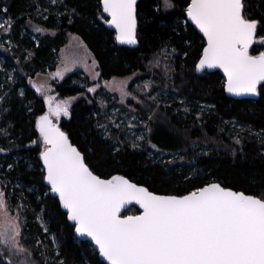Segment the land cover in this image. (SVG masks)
Segmentation results:
<instances>
[{"label":"trees","instance_id":"16d2710c","mask_svg":"<svg viewBox=\"0 0 264 264\" xmlns=\"http://www.w3.org/2000/svg\"><path fill=\"white\" fill-rule=\"evenodd\" d=\"M172 2L175 7L162 18L155 11V0H140L137 6L139 43L136 48H126L118 46L114 32L100 19L101 15L107 17L99 0H58L56 4L44 0H0V4L9 7L7 15L0 12V17L13 19L8 37L11 43L4 44V52L0 51V57L3 55L8 62L0 70V96L8 94L0 104V110L8 109L0 114V130L6 129L8 133L0 131V147L9 150L0 156V163L4 162L0 166V181L6 185L13 209L23 204V243L32 250L38 264L58 261L57 247L65 264H99L100 261L89 242L76 238L57 199L51 194L43 197L44 203L37 199L47 192V187L42 180L38 146L31 145L30 141L39 136L35 126L37 117L48 109L45 100L29 86L28 79L56 71L57 56L66 46L68 35L79 37L93 55L100 73L99 84L113 77H131L137 72V81L150 82L147 85L153 89L149 95H141L143 103L136 106L137 115L147 122L151 132L147 140L136 142L118 137L113 129L110 137L104 128L98 127L106 124L105 103L97 100L99 96L105 97V88L101 87L95 95L88 92L96 83L83 72H74L63 81L53 83L54 92L62 99L85 95L72 106L70 116L59 121V126L85 154L86 162L97 174L103 178L125 175L158 192L182 193L215 179L247 194L264 193V153L257 135L264 128V95L255 101L231 99L219 72L195 71L204 40L189 23L183 22L188 0ZM249 3L252 4L249 11L259 18L264 13V9L255 7L259 0H249ZM37 6L44 16H39ZM66 8H75L76 13L70 14ZM177 24L180 27L173 33ZM34 25L44 31H35ZM3 32L0 29V38ZM187 40H191V47L185 43ZM169 41L177 49L172 59L161 57L159 67L150 65L153 54ZM184 52L188 55L184 56ZM4 69L8 71L4 73ZM12 70L16 72L13 81L8 79ZM159 90L167 95L158 93ZM21 91L24 97L20 96ZM149 96L157 100H150ZM153 112L156 115L149 120ZM201 112L203 115L198 119ZM231 124L251 132L235 134ZM236 137L241 144L236 143ZM149 140L164 153L178 157L158 160L152 156L154 149ZM133 143L138 147L133 148ZM8 164L13 165L11 170ZM185 175L192 179L185 180ZM138 213L136 208H131L124 215ZM38 215L45 221L47 232ZM38 240L42 242L39 245Z\"/></svg>","mask_w":264,"mask_h":264},{"label":"snow or ice","instance_id":"6c2138e0","mask_svg":"<svg viewBox=\"0 0 264 264\" xmlns=\"http://www.w3.org/2000/svg\"><path fill=\"white\" fill-rule=\"evenodd\" d=\"M51 2L56 4L57 0ZM137 2L101 0L102 12L109 18L101 15L100 19L114 29V39L120 44L139 43ZM174 7L172 0H155V11L161 13L162 18ZM251 7L249 0H188L183 10L184 24L190 21L205 40L195 62V71L222 69L224 89L234 96L264 95V13L257 18L249 11ZM255 7L264 9V0H259ZM65 10L76 13L75 8ZM8 11L7 4H0V12L7 15ZM37 11L40 14L38 6ZM12 23L11 17L6 21L0 17V29L4 32L10 33ZM179 27L177 24L172 32ZM34 30L44 31L39 26ZM185 43L191 47V40ZM0 48H4L3 43ZM176 52L171 42H166L153 54L149 64L159 67L161 57L171 60ZM54 75L61 76V72L58 70ZM95 75L99 76V73ZM138 75L132 73V77ZM132 77H113L105 84L118 90L123 101L132 95L127 91ZM8 79L14 78L9 76ZM30 83L37 92L51 90V85L31 80ZM98 86L87 90L94 93ZM7 96V93L0 96V104ZM20 96H25L24 91ZM148 98L157 100L154 96ZM72 99L75 97L55 100L53 96L44 95L48 110L37 117L35 126L39 136L30 141L31 145L38 146L42 180L47 186V192L37 199L44 203L43 197L49 194L58 198V206L65 210L67 220L73 222L74 232L90 238L94 252L102 258L99 264L105 261L107 264H264V193L247 194L215 179L181 193L150 190L145 184L133 182L120 174L103 178L86 162L85 154L59 126L61 115L70 116ZM7 111L2 109L0 114ZM154 115L155 112L149 120ZM202 115L203 112L199 113L197 118ZM98 127L107 131L104 125ZM147 130L151 132V128ZM0 131L8 134L6 129ZM257 135L264 153V128ZM235 139L237 144L242 143L239 137ZM148 143L163 154V150L151 140ZM132 147L138 145L133 143ZM6 151L9 150L0 147V153ZM7 167L11 170L13 165ZM184 179L191 180L192 176L185 175ZM133 201L141 211L135 215H123L121 210ZM22 209L21 203L16 213H12L6 185L0 181V264H38L32 250L23 243ZM37 219L42 225L45 223L41 216L38 215ZM44 230L47 232V227ZM52 240L56 244L55 235ZM40 243L38 240L37 245ZM56 257L59 259L54 264H65L59 247L56 248Z\"/></svg>","mask_w":264,"mask_h":264},{"label":"rangeland","instance_id":"374dc122","mask_svg":"<svg viewBox=\"0 0 264 264\" xmlns=\"http://www.w3.org/2000/svg\"><path fill=\"white\" fill-rule=\"evenodd\" d=\"M46 2H51V0H44ZM58 1V0H57ZM40 17L44 16L42 11L39 15ZM45 18V17H44ZM42 20H45L42 18ZM6 21V20H5ZM35 26V25H34ZM42 28V27H41ZM52 35H55L54 32L51 33ZM9 32H3L2 38H0V43L8 44L9 43ZM4 40V41H3ZM3 50V51H2ZM1 53L4 52L3 48H0ZM3 59V55H1L0 59ZM1 59V60H2ZM58 66L55 72L49 73L47 75L39 74L36 75L35 78L28 79L29 86H31L35 91L36 88L33 87V85L30 83L31 81H35L37 84H45L51 85L50 91H45L44 93L37 92L43 99L44 95H50L55 97V100H65L60 98L55 92L53 83L55 81H63L68 75L74 73V72H83L84 75L88 76L92 82H95L96 85H99L96 87V91L93 93L95 95L96 92L100 90L101 87L105 88L106 95L104 98H101L99 96L97 100L103 101L104 104V116H106V129H107V135H111V130H116V133L118 137H124L125 139H133L136 142H143L147 140L148 136L150 135V132L147 130L149 128L146 121H143L138 115H137V108L136 106L139 105L141 102V95L146 96L151 93L153 90L151 86L146 85L142 82L137 81V77H132L131 80L128 82L127 91L131 92L132 95L127 96L124 98V100H121V94L118 90H113L112 88L108 87L105 82L103 84H99L100 81V73L98 70V65L91 54V52L88 50L84 42L75 35H68L67 37V44L65 47H63L58 56ZM93 61H95V65L93 64ZM8 62L7 60L3 59L0 64V70H3L4 66H7ZM61 72V76H55L54 74L57 71ZM8 70L4 69V73H6ZM9 76H12L14 79L16 78V72L14 70L10 71ZM99 73V76H96L95 74ZM12 79L11 81H13ZM118 79V78H117ZM111 81V80H110ZM136 82V84H134ZM140 87H137V86ZM93 86V87H95ZM143 90H142V89ZM158 93L162 95H167V92H164L163 90H159ZM85 95H78L75 96V99H72L70 101L69 105V112L72 108V106L80 99L84 98ZM101 98V99H100ZM55 102V101H54ZM133 104L131 105V103ZM46 103V102H45ZM47 105V103H46ZM48 109V106H47ZM69 116H63L61 115L59 121L63 118H67ZM232 131H234L235 134L237 133H243V132H251V130L246 129L244 127L238 126L236 124H231ZM254 133V132H252ZM143 136L144 139L140 140L139 137ZM115 143L117 140L114 141ZM152 156L157 158L158 160H172L174 158H177L178 155L174 154H168L159 153L156 149H154ZM3 163H0V166H3ZM2 164V165H1ZM8 204L11 206L12 213L15 214L17 209H13L12 204L8 201ZM45 227V223L43 224Z\"/></svg>","mask_w":264,"mask_h":264},{"label":"water","instance_id":"95a60500","mask_svg":"<svg viewBox=\"0 0 264 264\" xmlns=\"http://www.w3.org/2000/svg\"><path fill=\"white\" fill-rule=\"evenodd\" d=\"M99 1H100L101 8H102L101 0H99ZM139 2H140V0H138V2H137V6H138V3H139ZM104 15L107 17V19L109 18V17L107 16V14L104 13ZM188 23H189V24H190V25L196 30V32H197V33L203 38V34L200 33L199 29L196 28L195 25L191 24L190 21H189ZM107 27L109 28V30H111L112 32H114V29H113L111 26L107 25ZM114 34H115V32H114ZM203 40H204V38H203ZM116 42H117V41H116ZM204 43H205V40H204ZM117 44H118V46H120V47H126V48H136V47L138 46V44H137V45H127V44H120L119 42H117ZM205 72H208V73L219 72V73L223 76V78H224V80H225V76H224V73H223V70H222V69H219V68H216V69H207ZM199 73H204V72H199ZM226 94H227V96H228L229 98L234 99V100H251V101H255V100H257L258 97H259V96H234V95H232V94H230V93H228V92H226ZM38 132H39V130H38ZM8 153H9V152H7V153H5V154H8ZM41 163H42V161H41ZM45 186H46V182H45ZM46 187H47V186H46ZM51 196H52L53 198H55V199L58 200V198L54 197V194H51ZM131 208H136V209L138 210V212L141 211V209L139 208V205L136 204V203L133 201L132 203L125 205V208L121 210V211H122V214L124 215V214H125L128 210H130ZM61 210L65 213V210H63L62 208H61ZM65 214H66V213H65ZM68 223L72 226V223H73V222L68 221ZM75 236H76V238H77L79 241H86V242H89V243L92 245V243L90 242V238H87V237H80V236H79L78 234H76V233H75ZM92 246H93V245H92ZM93 248H94V246H93ZM99 258H100V257H99ZM100 260H102V258H100ZM104 263L107 264L106 261H105Z\"/></svg>","mask_w":264,"mask_h":264},{"label":"flooded vegetation","instance_id":"af4514ba","mask_svg":"<svg viewBox=\"0 0 264 264\" xmlns=\"http://www.w3.org/2000/svg\"><path fill=\"white\" fill-rule=\"evenodd\" d=\"M3 154H4V152L0 153V156L3 155Z\"/></svg>","mask_w":264,"mask_h":264}]
</instances>
